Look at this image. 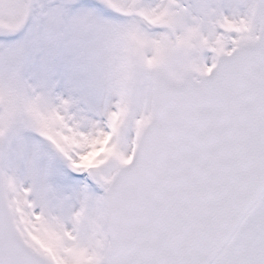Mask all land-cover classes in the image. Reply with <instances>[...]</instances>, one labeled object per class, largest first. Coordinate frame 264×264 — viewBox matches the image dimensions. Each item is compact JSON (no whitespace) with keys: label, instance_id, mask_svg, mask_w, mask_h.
Instances as JSON below:
<instances>
[{"label":"snow or ice","instance_id":"obj_1","mask_svg":"<svg viewBox=\"0 0 264 264\" xmlns=\"http://www.w3.org/2000/svg\"><path fill=\"white\" fill-rule=\"evenodd\" d=\"M0 264H264V0H0Z\"/></svg>","mask_w":264,"mask_h":264}]
</instances>
